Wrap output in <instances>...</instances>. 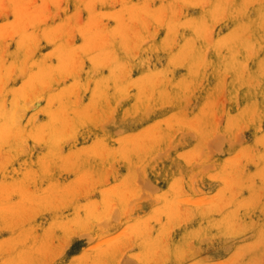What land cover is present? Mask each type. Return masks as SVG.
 <instances>
[{
    "label": "rangeland",
    "instance_id": "1",
    "mask_svg": "<svg viewBox=\"0 0 264 264\" xmlns=\"http://www.w3.org/2000/svg\"><path fill=\"white\" fill-rule=\"evenodd\" d=\"M0 264H264V0H0Z\"/></svg>",
    "mask_w": 264,
    "mask_h": 264
}]
</instances>
